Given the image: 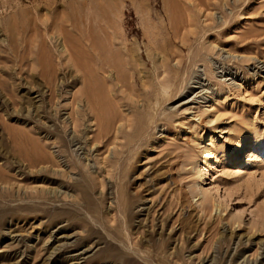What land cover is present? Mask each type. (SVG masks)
Here are the masks:
<instances>
[{
  "label": "rangeland",
  "instance_id": "rangeland-1",
  "mask_svg": "<svg viewBox=\"0 0 264 264\" xmlns=\"http://www.w3.org/2000/svg\"><path fill=\"white\" fill-rule=\"evenodd\" d=\"M29 136L66 151L32 163ZM263 243L264 0H0V264H264Z\"/></svg>",
  "mask_w": 264,
  "mask_h": 264
},
{
  "label": "bare ground",
  "instance_id": "bare-ground-1",
  "mask_svg": "<svg viewBox=\"0 0 264 264\" xmlns=\"http://www.w3.org/2000/svg\"><path fill=\"white\" fill-rule=\"evenodd\" d=\"M261 72L262 70H261V67H259V69H258V72ZM174 87V86H173ZM172 92V91H171ZM75 122V121H74ZM67 138H68V144L70 145V147H74L73 149H71V153L69 154L70 155V157H72V156H76L78 159L77 160H80V154L78 153L79 151H81L82 149H83V146H82V142H81V140L80 139H78V138H76V137H74V135H69V136H67ZM40 140L41 139H39V138H31L30 136L29 137H26V143H29V145L31 146V149L32 150H34V155H31L30 156V158H29V160L32 162V163H37V162H40V163H44V162H48V161H51L50 163H51V165H53V164H55V161H56V159L58 158V157H60V155H58V153L60 152V151H66L65 149H63V147H65V141H60L61 143H62V145L63 146H61V147H59V149L57 148V151H56V154H53L52 152H51V154H53V155H51L50 153L48 154H45V153H43V151L41 150V148H40ZM45 142V141H44ZM25 143V142H24ZM246 145L247 144H245L244 142L242 143V145H241V147L239 148V150H238V152H236L233 156L234 157H236V156H238V154L244 149V148H246ZM24 147V149L26 150V144L25 145H23ZM42 146H44L45 147V144L43 143V141H42ZM61 148V149H60ZM66 148V147H65ZM28 149V148H27ZM45 149V148H44ZM204 150H206V149H204ZM26 151H28V150H26ZM53 152H55V151H53ZM206 152V151H205ZM261 152V149H260V146H258V138H257V136H255L254 137V145H253V147L251 148V150L246 154V163H248L249 161H253L255 158H257L258 156H259V153ZM29 154V153H28ZM72 154V155H71ZM27 155V154H26ZM233 158V157H232ZM50 159V160H49ZM61 161V160H60ZM60 161H59V163H60ZM57 162V161H56ZM196 163V162H195ZM56 165H58V164H56ZM60 165V164H59ZM61 165H63L62 163H61ZM194 165V164H193ZM207 200H209V198H208V196H206L205 195V193H203V192H201V196L198 198V201L197 202H199V205L201 206V208L202 209H204V210H206L207 209V205L205 204L206 203V201ZM212 205H213V207H214V203L212 202ZM218 209H219V207L218 206H216ZM234 236V235H233ZM69 238V237H68ZM239 244L241 245V240H239ZM65 245H68V244H65ZM260 248H261V252L259 253L260 254V259H262V260H264V243L263 244H261V246H260ZM57 250H59V248L58 249H56V250H53V251H51V253H50V257H53L54 256V254L55 253H57ZM242 252V251H241ZM83 253V252H82ZM81 253V254H82ZM232 253V252H231ZM84 254V253H83ZM239 255V251H237V249H236V251H234L230 256H231V258L232 259H234L235 257H237ZM230 258V259H231ZM248 259V258H247ZM213 260H214V258H213ZM225 260H226V258H225ZM228 260V259H227ZM208 261V260H207ZM212 261V260H211ZM235 261V260H234ZM213 262H215V261H213ZM231 262V261H230ZM259 262V260H257V258H255V259H253V260H246V259H243L239 264H257ZM238 264V263H237Z\"/></svg>",
  "mask_w": 264,
  "mask_h": 264
}]
</instances>
